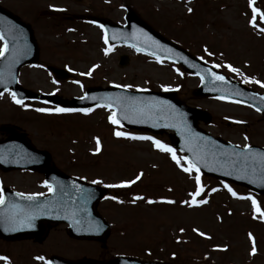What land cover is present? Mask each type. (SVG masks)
I'll use <instances>...</instances> for the list:
<instances>
[{
    "label": "rangeland",
    "instance_id": "obj_1",
    "mask_svg": "<svg viewBox=\"0 0 264 264\" xmlns=\"http://www.w3.org/2000/svg\"><path fill=\"white\" fill-rule=\"evenodd\" d=\"M126 4L218 71L264 92V0H251V6L249 0H0L1 6L31 25L39 49L37 60L20 68L18 83L39 94L68 99L81 98L87 88L96 86L176 89L185 104L210 114L205 128L210 135L239 146L264 147V121L255 110L192 97L198 78L129 48L106 47L97 27L80 25L73 18L100 10L124 24ZM43 13L53 16L43 19ZM121 56L129 59L124 67L119 66ZM45 66L66 69L70 78L57 80ZM247 73L253 76L248 78ZM12 99L10 91L0 96V140L7 137V129L24 133L35 148L50 153L54 167L103 186L107 197L97 209L114 225L103 246L94 241L70 243L65 253L62 247L69 241L57 232L48 233L41 243L0 241V256L7 258L6 263L42 264L41 253L71 259L131 253L172 264H264V196L199 174L173 149L168 132L124 130L105 108L65 115L37 103L13 104ZM228 117L246 125H224ZM153 140L172 152L160 151ZM39 180L33 174L0 173V188L39 194L44 189ZM118 228L126 235L118 237Z\"/></svg>",
    "mask_w": 264,
    "mask_h": 264
},
{
    "label": "water",
    "instance_id": "obj_2",
    "mask_svg": "<svg viewBox=\"0 0 264 264\" xmlns=\"http://www.w3.org/2000/svg\"><path fill=\"white\" fill-rule=\"evenodd\" d=\"M126 21V27L110 26L107 28L106 38L109 42L129 45L150 56L167 58L179 64L187 72L197 75L201 83L200 87L194 91L195 96H217L238 101L247 99L260 107L264 113V106L258 102V99H264V96H257L248 92L250 97L251 95L256 97L248 98L245 88L230 79H226L201 60L190 56L176 45L162 38L133 12H129ZM0 35L5 43V52L0 58V92L11 87L14 94L22 97L21 99H35L57 104L64 108L80 109L98 105L106 106L114 110L115 119L125 128L153 133L173 131L174 148L183 153L202 174L246 186L251 191L264 194V149L248 147L240 150L203 133L196 127V124L199 119L206 120L208 116H204L198 109H192L180 103L176 98L175 91L163 93L132 92L118 87H109L87 90L84 98L72 99L71 101L63 100L57 96H40L30 91H24L16 84V68L32 62L37 57V47L32 37V31L28 25L18 21L16 17L0 8ZM126 62V58L122 57L120 65H125ZM48 70L63 76L62 73L52 67H48ZM217 77H223V79L220 80ZM38 157L45 159L42 165L47 167L50 160L49 155L33 149L23 135L12 132L6 142L0 144V168L4 171L21 167L34 170L37 166H33L30 161ZM50 172L53 171L46 169L44 172L45 181L51 186L49 197L22 199L14 193H4L0 212L3 208L20 204L30 203L29 206L43 207L40 210L39 208L33 209L27 215L26 221H31L27 222L31 226L32 221L36 218L44 217L39 220L44 228L45 222L62 220L60 216L64 215V211L57 207L81 204L82 207H90L103 196L102 192L96 191L94 187L84 183L80 184L81 194L79 193L80 187L77 186L76 182L58 175L61 177L63 187L67 190L66 193L62 194L64 188L58 185L57 178L51 176ZM81 196L82 202L80 201ZM86 213H90L89 208ZM18 227L24 234L29 226L18 225ZM86 231L87 233L82 231V235L87 237H92L95 232L88 228ZM2 232L3 230L0 228V236ZM20 235L16 234L6 239H13ZM67 264H90V262ZM107 264L166 263L119 259Z\"/></svg>",
    "mask_w": 264,
    "mask_h": 264
},
{
    "label": "flooded vegetation",
    "instance_id": "obj_3",
    "mask_svg": "<svg viewBox=\"0 0 264 264\" xmlns=\"http://www.w3.org/2000/svg\"><path fill=\"white\" fill-rule=\"evenodd\" d=\"M96 15L99 16V17H101V18H107L108 20L113 21L112 16H107V14L105 13V11L100 12V10H99V11L97 10ZM81 16H82V13H81L80 15H78V16H75V17H81ZM79 23L82 24V22H79ZM67 173H68V172H67ZM96 212H98L99 214L102 215V213L99 212L97 209H96ZM102 216H103V215H102ZM50 232H54V233L57 232L58 234H55V235H57V236H62L63 241H64L65 239H67V241H69V242H67V244H66V242H64V244H63L62 251H63L64 253H65L66 250L68 249L70 243H73V244H75V245H79V244H82V243L87 242V241H84V240H79V239H73V238H71V237L68 235V225H66V224H59V225H57V226H51V227L48 229V231L46 232L45 236H43V238H42L41 241H39L38 238H25V239H22V240H19V241H21V242L26 241V242H30V243H41V242H43V240L46 238L47 234L50 233ZM19 241L15 242V243H18ZM3 243H5V245H10V244H12L13 242H3ZM97 243H98V244H101V246H103V244L106 243V242H102V243L97 242ZM66 254H69V253H66ZM54 255H55V254H54ZM7 256H9V255H7ZM49 256H50V255H49ZM49 256H48V255L46 256V254L44 255V254L41 253V258H42V260H45V259H46L47 257H49ZM51 256H52V255H51ZM55 256L60 257V258L71 259V258H68V256L65 257V256L57 255V254H56ZM86 256H87V255L85 254L84 256H81L80 258L82 259V258H84V257H86ZM103 256H104V254H103ZM103 256H101V257H97V258H92V259H95V260H97V261H98V260H105V259H107V258H102ZM87 258H89V257H87ZM33 259H35V256H34V255H32V257H31V261H33ZM25 264H26V263H25Z\"/></svg>",
    "mask_w": 264,
    "mask_h": 264
},
{
    "label": "snow or ice",
    "instance_id": "obj_4",
    "mask_svg": "<svg viewBox=\"0 0 264 264\" xmlns=\"http://www.w3.org/2000/svg\"><path fill=\"white\" fill-rule=\"evenodd\" d=\"M250 2V6H251V0H249ZM255 9H253V12L255 13ZM262 21H264V17H262ZM5 52V49L0 48V56H3ZM227 67V66H226ZM229 71H235L234 69L229 68ZM217 79L222 80L223 77H217ZM261 87H264V85H261ZM15 102V101H14ZM36 111L38 112H42L44 111V109H36ZM57 112H65V111H72L71 109H57ZM114 123V121H113ZM117 136H120L121 133H116ZM129 139H138V140H143V139H150L149 137H129ZM152 143L157 146L159 148L160 151L162 152H168L171 153L172 149L170 148H166L164 145L159 144L157 141L153 140ZM245 148L247 149L248 146L245 145ZM173 159H175V157H173ZM184 171H188V169H184ZM137 179H139V177H137ZM197 185H198V192H199V181H197ZM111 187H118L117 185H112ZM227 187V186H226ZM229 191L231 192V189H229ZM233 195H235V193H233ZM134 199H140V197H135ZM166 203H173L172 201H165ZM204 201H201V203H203ZM148 203H152V201H148ZM253 204L255 205V201H253ZM199 234V233H198ZM249 239L251 240V236L249 237ZM255 249L253 248V253H254ZM42 259V258H41ZM0 260H5L4 257H0Z\"/></svg>",
    "mask_w": 264,
    "mask_h": 264
}]
</instances>
